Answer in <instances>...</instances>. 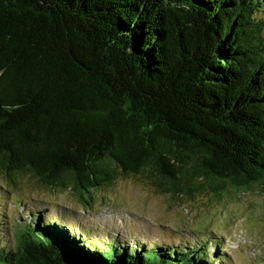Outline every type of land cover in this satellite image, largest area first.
Returning a JSON list of instances; mask_svg holds the SVG:
<instances>
[{"label": "trees", "instance_id": "trees-1", "mask_svg": "<svg viewBox=\"0 0 264 264\" xmlns=\"http://www.w3.org/2000/svg\"><path fill=\"white\" fill-rule=\"evenodd\" d=\"M263 5L0 0V188L30 178L87 202L128 177L172 196L264 187ZM15 202L31 219L16 217L12 242L0 211V264H48L54 245L95 264L225 259L190 239L87 247L32 198Z\"/></svg>", "mask_w": 264, "mask_h": 264}, {"label": "rangeland", "instance_id": "rangeland-1", "mask_svg": "<svg viewBox=\"0 0 264 264\" xmlns=\"http://www.w3.org/2000/svg\"><path fill=\"white\" fill-rule=\"evenodd\" d=\"M258 16L264 19V5ZM3 183L11 191L0 188V211H5L2 222L12 242L16 217L31 219L27 209L15 202L24 196L40 204L47 219L65 225L87 247L93 244L92 239L104 246L120 237L121 244L126 242L128 248L138 242L187 246L190 239L203 248L207 246L211 253L216 252L215 243H221L219 251L225 259L214 254V264H264L263 186L256 185L248 192L228 188L230 193L221 196L210 189L192 196H172L145 176L128 177L96 190V197L85 202L74 190L30 178L22 190Z\"/></svg>", "mask_w": 264, "mask_h": 264}, {"label": "water", "instance_id": "water-1", "mask_svg": "<svg viewBox=\"0 0 264 264\" xmlns=\"http://www.w3.org/2000/svg\"><path fill=\"white\" fill-rule=\"evenodd\" d=\"M51 247L55 248V255L53 254L54 258L51 257V260L47 259L48 264H95L90 258L85 255H81L79 257L71 259L57 246L54 245Z\"/></svg>", "mask_w": 264, "mask_h": 264}]
</instances>
